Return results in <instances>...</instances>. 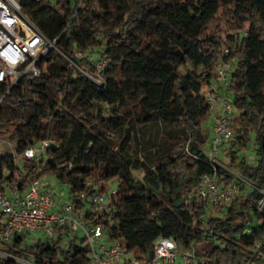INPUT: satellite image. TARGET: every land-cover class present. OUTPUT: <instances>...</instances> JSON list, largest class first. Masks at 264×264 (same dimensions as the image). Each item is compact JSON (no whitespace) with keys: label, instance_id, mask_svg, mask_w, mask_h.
I'll return each instance as SVG.
<instances>
[{"label":"trees","instance_id":"1","mask_svg":"<svg viewBox=\"0 0 264 264\" xmlns=\"http://www.w3.org/2000/svg\"><path fill=\"white\" fill-rule=\"evenodd\" d=\"M19 2L55 48L39 61V77L22 79L7 93L0 83V109L27 111L25 121L0 129L3 139L16 141L15 154H0V191L54 176L67 188L73 217L100 226L142 262L152 258L156 238L168 237L183 247L210 245L206 264H264V208H258L264 197V0ZM219 12L234 28L214 37L208 25ZM219 61L234 62L228 84L218 85L235 109L228 167L239 166L250 185L246 189L226 168H217L221 184L235 182L239 193L227 205H214L224 208L215 215L213 205L192 192L212 173L203 88L215 84ZM97 62H105L103 69L96 70ZM155 124L167 137L152 157L137 161L140 134ZM41 141L49 143L43 151L22 156ZM131 159L133 169L140 164L145 171L140 181L127 169ZM115 178L116 189L96 210L93 199L104 191L94 184ZM56 228L54 236L9 250L36 264H91L85 238L68 233L67 226ZM21 241L17 237L12 245ZM257 244L262 248L256 256ZM0 264L24 263L0 256Z\"/></svg>","mask_w":264,"mask_h":264},{"label":"built area","instance_id":"2","mask_svg":"<svg viewBox=\"0 0 264 264\" xmlns=\"http://www.w3.org/2000/svg\"><path fill=\"white\" fill-rule=\"evenodd\" d=\"M79 4L80 1L74 5V10ZM53 48L55 40H51L22 13L19 0H0V83L7 87L5 93L22 79L39 77L44 70L39 66V61ZM104 65L105 62H97L96 70L103 69ZM233 71L234 62H217L214 66L216 82L204 90L209 103L208 117L212 120L206 150V159L212 166V173L203 175L192 195L211 205H227L239 193L237 183L223 185L217 174V168H226L219 162L218 155L221 146L233 137L231 126L235 116L232 100L226 97L218 85L225 87ZM84 74L97 84L101 82L95 75L88 72ZM3 140L0 134V142ZM48 144L47 141H41L29 146L22 151V156L33 158ZM113 192L114 190L110 193H98L93 199L95 209L102 210ZM260 192L264 194V191ZM81 197H84L83 193ZM55 205L52 190L42 178L32 177L24 189L0 191V243L10 244L15 238L24 235H28L29 242H34L40 236H54L56 227L67 226V232L71 234L77 229L83 231L91 264H206L205 255L210 247L204 243L183 247L178 241L168 237L156 238L152 258L142 262L126 252L122 241H114L105 236L100 226L87 227L81 217H73L70 200L61 210H53ZM258 208H264V197L258 201ZM261 248V244L256 245V256ZM0 255L5 256L1 252Z\"/></svg>","mask_w":264,"mask_h":264},{"label":"rangeland","instance_id":"3","mask_svg":"<svg viewBox=\"0 0 264 264\" xmlns=\"http://www.w3.org/2000/svg\"><path fill=\"white\" fill-rule=\"evenodd\" d=\"M223 12H219L217 13L216 17L214 19L211 20V22L208 25V32L212 35H214V37H222L224 36L225 32L227 30L229 31H233L234 28V23L231 22V20H228V18L223 17ZM219 26L222 29L219 31H216V27ZM206 33V32H205ZM205 33H203V35H205ZM206 88H203V91ZM27 118V111L22 108V107H18V108H10L7 107L6 105H1V109H0V129H5L6 127L9 126V124L11 123H19V122H23L25 121ZM202 128H205L204 123L202 124ZM166 134L165 132L162 130V128L158 125H152L151 127H147L145 129L142 130L140 137H139V141H140V153L138 155V157L136 158L137 161H143L144 160V155L148 156V157H152L153 153H155L157 150L161 149L160 148V143L166 138ZM233 139V138H232ZM15 139L13 138H6L4 139L2 142H0V154H15ZM132 144V141H131ZM230 144V140L225 143L224 145L221 146V151L218 155L219 158V162L221 163V165H223L224 167H226V169L228 170V172L232 173L233 175H235L236 177L239 178L240 183H244L246 185V189H248V186L250 185L249 182L245 181L244 179H242L240 177L241 173H240V167H234V168H230L228 167V161H229V153L227 152V148L228 145ZM208 148V142L205 143V149ZM206 152V151H205ZM129 153L132 155V148L129 150ZM251 149L248 151V155H251ZM250 162H252L251 157H249ZM130 164L131 166H127V169L131 172V174L133 175V177L140 181L143 176H144V169L142 168V166L140 164H137V168L133 169L132 168V159L130 160ZM119 178H115L113 180L108 181L107 183L104 182H100V183H96L94 184L96 188L98 189H102L104 192L108 191L109 193L112 190H115L117 187V182H118ZM42 180H44L50 190H52V193L54 195V201L56 202L57 206L61 207L65 204H67L69 202V195L67 192V188L65 185L60 184L59 182L56 181V179L54 178V176H49V177H44L42 178ZM168 187L167 186H163L162 187V193L163 194H167L168 193ZM264 191V190H262ZM224 208H222L221 206H212L210 207V212L211 213H215V215H222L224 210ZM79 218V217H76ZM55 231H57V228L54 229ZM56 233V232H55ZM75 234H77L79 237H83L84 233L81 229H77L75 232ZM106 236V235H105ZM22 238V244H19L17 247L12 245V241L10 242V244H1L0 243V252L3 253L5 256L0 255L2 258L4 259H12V260H16L15 258L16 255L11 252L9 249L12 250H19L22 249L23 244L28 240V235H24ZM24 241V242H23ZM207 247H210V245L205 244ZM19 259V258H18ZM21 260V259H19ZM25 264V263H24ZM26 264H36L34 262H27Z\"/></svg>","mask_w":264,"mask_h":264},{"label":"crops","instance_id":"4","mask_svg":"<svg viewBox=\"0 0 264 264\" xmlns=\"http://www.w3.org/2000/svg\"><path fill=\"white\" fill-rule=\"evenodd\" d=\"M204 125H205V128L203 130L207 133V136H208L207 142H208L209 137H210V132H211V125H212V120L208 116L204 121ZM45 184L48 186V184L46 182H45ZM7 192H9V191H7ZM57 205H55L53 210H55V211L61 210V208H62L61 205L60 206H57Z\"/></svg>","mask_w":264,"mask_h":264}]
</instances>
